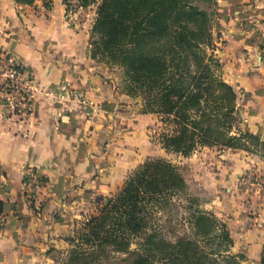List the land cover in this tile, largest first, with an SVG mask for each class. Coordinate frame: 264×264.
I'll return each instance as SVG.
<instances>
[{
    "label": "rangeland",
    "instance_id": "1",
    "mask_svg": "<svg viewBox=\"0 0 264 264\" xmlns=\"http://www.w3.org/2000/svg\"><path fill=\"white\" fill-rule=\"evenodd\" d=\"M37 1H42L46 9L52 7V0H36L33 5ZM102 4V0H80L64 5L68 26L89 34V62L98 76V97L103 102H94L84 91L71 86L74 96L65 101L55 98L64 110L78 108L97 119L86 158L92 175L81 181L74 175V182L60 189L44 246L39 251L33 249L31 261L27 256L12 264H133L138 254L145 253L146 240L153 234L156 243L148 252L152 254L149 264H191L196 259L197 264H251V242L264 237V137L252 131L248 90L232 85L224 74L218 2H195L193 7L201 12L202 24L191 19L181 31L182 23L169 25L174 36L166 30L167 34L157 35L156 40L152 38L135 52L127 37L121 56L104 50L100 35L95 33ZM142 55L156 57L164 64L158 78L147 75L146 79L140 72L147 70L137 69L140 63L133 61ZM206 75L217 82L210 84L202 78ZM218 81L232 86L234 96L231 113L215 120H220L229 136L236 137L237 146L197 145L188 155L168 147L165 138L172 135L177 124L175 113L163 112L165 92L173 89L186 95L199 87L209 88L214 96H227ZM148 158L174 165L186 188L153 209L144 232L121 227L117 218L108 221L105 232L91 235L84 228L87 220L99 214L98 206L118 193ZM41 210L34 207L33 213L38 216ZM198 215L207 219L197 221ZM182 241L191 246L178 253V247L172 246ZM170 251L175 255L169 261L166 255Z\"/></svg>",
    "mask_w": 264,
    "mask_h": 264
},
{
    "label": "crops",
    "instance_id": "2",
    "mask_svg": "<svg viewBox=\"0 0 264 264\" xmlns=\"http://www.w3.org/2000/svg\"><path fill=\"white\" fill-rule=\"evenodd\" d=\"M52 1L46 9L42 1L18 6L16 0H0V49L28 69L39 88L68 85L103 102L89 62V34L68 26L62 0ZM217 2L224 74L232 85L248 90L252 131L264 137V0ZM64 108L53 95L40 92L31 114L6 117L0 112V264L27 256L31 261L33 249L39 251L49 236L60 189L75 176L81 181L92 175L86 158L97 119L78 108ZM28 163L44 180L32 206L22 179ZM34 207L42 209L40 215L33 213ZM262 238L251 242V264H261Z\"/></svg>",
    "mask_w": 264,
    "mask_h": 264
},
{
    "label": "trees",
    "instance_id": "3",
    "mask_svg": "<svg viewBox=\"0 0 264 264\" xmlns=\"http://www.w3.org/2000/svg\"><path fill=\"white\" fill-rule=\"evenodd\" d=\"M35 1L16 0L20 5H33ZM70 1L80 0H63L66 5ZM86 1L90 3L95 0ZM208 1L217 4L215 0H102L103 4L100 6L99 18L94 30L96 34L100 35V44L104 50H108L110 54L120 53L118 56H121L125 53L123 47L127 37L130 39L129 43L134 45L131 49L135 52L137 48L152 38L156 40L157 35L167 34L166 30L170 33L169 35L174 36L175 32L171 34L169 25H174L177 22L182 23L179 30L181 31L191 19L202 24L203 22L199 19L202 14L193 6L195 2ZM46 6L48 7V5ZM196 17L198 18L196 19ZM182 33L184 32L182 31ZM180 41L182 44L188 45L189 49L193 48L184 38ZM182 50L185 49L182 48ZM125 56L128 57V55ZM135 62L140 63L137 65L138 70H147V72H140L146 79L147 75L148 78H158L157 73L161 66H164L163 63L158 62V58L144 57L143 55L140 59L133 61V63ZM202 78L209 80L210 84L217 82L212 75ZM218 82L219 86L228 92L227 96H214V92L209 88L199 87L189 91L186 95L182 91L173 89L165 92L162 96L163 105H165L163 112L165 114L175 113V123L177 124L172 135L170 137L167 135L165 138V144L168 147L188 155L197 145H219L229 148L237 146L236 137L229 136L221 126L220 120H215L219 115L224 116L231 113L232 96H234L231 92H234L232 86L224 84L223 81ZM43 183L44 180L41 178V186ZM184 188H186V182L174 165L164 159L148 158L129 176L118 193L105 198L104 202L98 206L99 214L91 216L84 228L88 229L91 235L98 236L106 231L109 220L118 218L121 227L132 232H144L146 228H149L146 220L153 209L163 199L167 202V198L177 196ZM29 201L33 205L35 199ZM2 212L3 207L0 204V214ZM205 217L198 215L196 219L201 221L207 219ZM155 236V234L148 236L145 253L138 254V257L133 260V264H149L151 262L152 254L150 256L148 252L156 243ZM190 246L189 243L182 241L178 246H172V248L178 247L177 252L182 253L184 252L183 248H190ZM172 255L175 254L170 251L166 258L170 261ZM172 259L175 260V257ZM197 262L199 261L196 259L191 264H197ZM260 263L264 264L263 252Z\"/></svg>",
    "mask_w": 264,
    "mask_h": 264
},
{
    "label": "built area",
    "instance_id": "4",
    "mask_svg": "<svg viewBox=\"0 0 264 264\" xmlns=\"http://www.w3.org/2000/svg\"><path fill=\"white\" fill-rule=\"evenodd\" d=\"M40 92L61 101L75 95V91L66 85L54 90L39 88L28 69L0 50V112L6 117L27 116L33 112L36 95ZM22 179L28 200L36 199L41 188V177L33 164L24 166Z\"/></svg>",
    "mask_w": 264,
    "mask_h": 264
}]
</instances>
